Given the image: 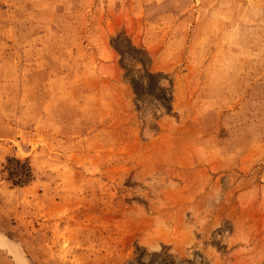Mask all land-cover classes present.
Wrapping results in <instances>:
<instances>
[{
    "label": "rangeland",
    "instance_id": "374dc122",
    "mask_svg": "<svg viewBox=\"0 0 264 264\" xmlns=\"http://www.w3.org/2000/svg\"><path fill=\"white\" fill-rule=\"evenodd\" d=\"M0 264H264V0H0Z\"/></svg>",
    "mask_w": 264,
    "mask_h": 264
}]
</instances>
